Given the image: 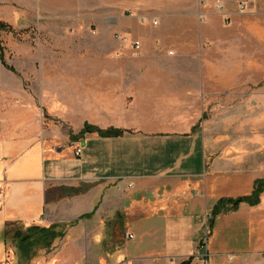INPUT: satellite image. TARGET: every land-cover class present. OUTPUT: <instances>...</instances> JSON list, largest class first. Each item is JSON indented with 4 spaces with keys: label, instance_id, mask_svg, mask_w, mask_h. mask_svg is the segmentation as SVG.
Returning a JSON list of instances; mask_svg holds the SVG:
<instances>
[{
    "label": "crops",
    "instance_id": "0c3cea01",
    "mask_svg": "<svg viewBox=\"0 0 264 264\" xmlns=\"http://www.w3.org/2000/svg\"><path fill=\"white\" fill-rule=\"evenodd\" d=\"M29 1L43 20L41 39L24 61L14 62L10 46L5 60L12 57L14 73L43 83L51 122L41 120L32 101L0 110V264H179L192 255L190 264H264V192L257 205L242 202L208 225L220 198L250 194L264 178L259 128L247 140L215 139L203 122L218 97L206 44L217 32V1L231 0H68L56 16L64 29L84 24L85 33L93 31V55L84 56L42 52L53 47V9ZM239 3L264 23V0ZM228 8L225 16L237 15ZM1 13L0 20L18 19L6 6ZM256 30L264 37V24ZM218 64L226 83L237 63L225 55ZM256 101L264 113V91ZM86 123L124 132L82 134ZM83 182L93 183L86 192L48 199ZM8 222L58 224L64 235L54 245L35 241L22 249L9 242Z\"/></svg>",
    "mask_w": 264,
    "mask_h": 264
},
{
    "label": "rangeland",
    "instance_id": "374dc122",
    "mask_svg": "<svg viewBox=\"0 0 264 264\" xmlns=\"http://www.w3.org/2000/svg\"><path fill=\"white\" fill-rule=\"evenodd\" d=\"M3 1L4 3L2 4L1 2ZM43 1L48 7L53 9L52 15L54 18L47 23V26L52 28V38L50 40L53 47L51 50L44 48L42 52L53 56L93 55V31L90 34L85 33L82 29L84 24L79 26L78 31H75L72 27L64 29L65 25L58 22L57 16L63 14L61 6L65 5L68 0ZM229 3L228 5L226 1H217V4L222 7L218 6L219 18L215 22L217 32L212 34V43L207 41L206 44V47L212 46L213 65L210 86L213 93L218 94V97L210 105L206 106L203 122L207 123L210 134L215 139H234L237 136H241L244 140H247L259 128L262 134L260 149L261 152H264V113H260L256 108L258 92L264 91V37L257 33L256 29L257 26L264 23L259 20L256 9H251L250 6L248 9H241L239 0H231ZM203 4H208V2L203 1ZM4 6H6L7 10H10L11 15L18 16L14 24L13 22L4 21L10 24L12 28L15 25H23L20 29L14 28L11 31H0V39L6 49L5 56L9 55V46L12 48L16 47L15 49H11L14 53L12 54V57L14 55V62L18 60L24 61L28 49L33 47L34 52V48L37 46L39 39H41V35L38 32L41 29L43 20L39 16L38 8L33 7V4L29 0H0V19L2 15L6 17V14L1 13ZM229 6L235 7L236 16L234 14L229 16L223 14L225 12L224 7L226 10H230ZM59 27L63 32L59 31ZM95 27L93 24L87 26L91 30H95ZM222 39L227 40V45L226 43L221 44ZM61 42H66L68 48L63 49L60 44ZM86 45L87 47L85 48ZM225 55L228 56L230 62L237 63L233 66L231 65L229 80L226 83L220 79L221 68L218 64L219 60ZM12 57L7 59L9 64L13 62ZM42 85L43 83L25 79L21 73H14L5 68L0 62V110L2 113L8 114L13 112L16 107L28 105L32 101L38 107L41 120L50 123L51 119L47 114V109L41 102L40 89ZM221 95L223 96V100L228 96L229 102L227 104L220 100ZM242 102L245 104L244 108L240 106ZM11 129H5V132ZM225 145L226 143L220 144L218 147ZM215 147L217 148V146ZM83 183L90 185L88 189L93 184L91 182ZM58 195L62 196L60 192L56 191L53 194H49L48 199L56 198ZM20 228L25 231L27 227L24 224L14 225L13 231L8 235L11 244L18 243L23 249L29 248L30 244L34 245V242L37 241V245L44 246L43 238L39 234L35 235L27 243L16 239L13 236V232ZM58 230H60L59 227ZM57 239H54L51 244L54 245ZM204 251L206 252L207 248ZM228 258L231 260L230 256ZM202 263L206 264L204 261ZM229 264L233 263L230 262Z\"/></svg>",
    "mask_w": 264,
    "mask_h": 264
},
{
    "label": "trees",
    "instance_id": "16d2710c",
    "mask_svg": "<svg viewBox=\"0 0 264 264\" xmlns=\"http://www.w3.org/2000/svg\"><path fill=\"white\" fill-rule=\"evenodd\" d=\"M5 30V31H11L12 26L8 24L7 22L0 20V31ZM0 59L2 63L12 70L13 72H17L16 69L12 66L7 64L5 60V48L3 46L2 40L0 39ZM90 131H98L101 135L103 136H118L121 135L124 130L119 129V128H108V129H101L97 126L91 125L86 123L83 130L81 133H86ZM90 187L89 184L83 183L82 186L78 187H61L60 189V194H65V195H74V194H80L88 190ZM264 192V178L257 179L255 181L254 189L252 193L247 194V195H242L238 197H222L220 198L213 206L210 217H209V229L211 230L214 225L216 218L230 210H236L239 208L240 204L242 202H246L250 205H257L260 203L261 200V194ZM18 225L19 223L17 222H8L6 226V235L8 236L10 232L13 231L14 225ZM59 225L58 224H53L49 227H42L39 225H32L26 228L25 231H23L21 228L17 231L13 232V236L16 239H20L21 242H28L30 241L35 235L39 234L42 236L44 244L46 246L51 245L52 241L56 238H59L64 235V232L62 229L58 230ZM202 245H205V242L202 243ZM195 255L190 256L186 260H183L179 264H190L192 260L194 259Z\"/></svg>",
    "mask_w": 264,
    "mask_h": 264
},
{
    "label": "built area",
    "instance_id": "2783aa9c",
    "mask_svg": "<svg viewBox=\"0 0 264 264\" xmlns=\"http://www.w3.org/2000/svg\"><path fill=\"white\" fill-rule=\"evenodd\" d=\"M219 7L221 8V5H219ZM146 17H142L141 20L142 22H145L146 21ZM117 36L122 40V41H127L128 40V37H126L125 35L123 34H117ZM132 46L135 50H138L140 48V43L138 41H134L132 42ZM82 151V148L81 147H78L76 149V153L79 155ZM130 237H132V234H129ZM233 256H230V259L232 260ZM170 264H174L172 261L170 262Z\"/></svg>",
    "mask_w": 264,
    "mask_h": 264
}]
</instances>
